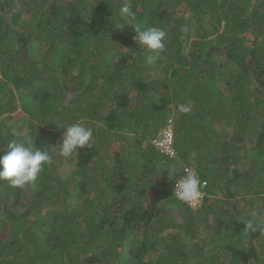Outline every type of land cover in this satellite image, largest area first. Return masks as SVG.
<instances>
[{
	"label": "trees",
	"instance_id": "1",
	"mask_svg": "<svg viewBox=\"0 0 264 264\" xmlns=\"http://www.w3.org/2000/svg\"><path fill=\"white\" fill-rule=\"evenodd\" d=\"M124 3L166 32L155 62ZM98 121L59 155L64 128ZM167 126L173 159L152 143ZM29 136L52 162L0 181V264H264V0H0V147ZM185 169L207 184L195 208L174 195Z\"/></svg>",
	"mask_w": 264,
	"mask_h": 264
},
{
	"label": "clouds",
	"instance_id": "2",
	"mask_svg": "<svg viewBox=\"0 0 264 264\" xmlns=\"http://www.w3.org/2000/svg\"><path fill=\"white\" fill-rule=\"evenodd\" d=\"M119 16L122 21L127 20L137 35L133 38L136 44L143 51L151 53L148 62L153 63L166 51V32L158 27H148L141 29L139 25L132 24L135 20V13L127 3L122 4L119 9ZM179 111L187 113L190 107L180 106ZM62 134L59 142V155L63 158H71L79 150L91 147L93 129L85 127L76 122L69 124ZM175 133L173 126H167L159 136L152 141L154 147L160 154L168 158H175ZM203 132H199L201 136ZM34 140L31 136L23 141L12 140L6 147H0V181H6L10 188L24 189L35 183L44 171L46 165H50L52 157L49 151L41 152L34 147ZM196 153H192L194 159ZM178 169L169 166L166 171L169 178L177 175ZM202 181L199 174L193 169H185V174L181 176L174 185V195L176 200L190 207L200 206L209 195L206 192L207 185L202 189ZM255 214H253V219ZM246 229H253V220L244 222Z\"/></svg>",
	"mask_w": 264,
	"mask_h": 264
},
{
	"label": "rangeland",
	"instance_id": "3",
	"mask_svg": "<svg viewBox=\"0 0 264 264\" xmlns=\"http://www.w3.org/2000/svg\"><path fill=\"white\" fill-rule=\"evenodd\" d=\"M178 13H181L180 11L178 12ZM136 35H134L133 36V38L135 37ZM193 40H194V38H193ZM45 50L46 49H43L42 51L43 52H45ZM119 50H121L120 48H118V51ZM118 51H117V53H118ZM117 53H116V55H113L112 56V59L113 58H115L114 60H119V55H117ZM92 64V62L88 65V66H90ZM141 64V63H140ZM88 66H84V67H88ZM146 66V67H145ZM130 68H137L136 70L137 71H142V72H144L143 74H140V73H137V76L139 77V76H143V77H146V78H148V77H151V76H155V75H157V70H155V71H152V70H150L149 69V67L147 66V65H139V63L138 64H136V66L135 67H130ZM145 68V69H144ZM130 73V75L132 74V72H131V70L129 71ZM129 75V76H130ZM98 101V100H97ZM101 103H97V104H95V108L96 109H99V110H97V111H99V114H103V116L102 117H104V115H106V113L108 112L107 111V107L106 108H104V107H102L101 105H100ZM88 111H90V110H88ZM103 113H102V112ZM12 116H15L16 115V113H14V114H11ZM10 122V124H13V123H15V121H16V119H10L9 120ZM87 124V123H86ZM44 128H46L47 126H43ZM48 128V127H47ZM100 128H105V121H98L97 122V125L95 126V128L93 129V131L95 132V135H97V132H101V130H100ZM2 132H3V134L6 132V129L4 128V130H2ZM103 132V131H102ZM111 135H114V132H112L111 133ZM116 150H118V149H116ZM103 156H107V154L105 153V152H103ZM176 169H178L177 168V166H174ZM220 194L221 193H219L218 195H217V197H219L220 196ZM215 197H216V195H215ZM222 197H223V195H222ZM19 208V207H18ZM19 210L21 211L22 209L21 208H19ZM33 213L34 214H37L38 215V213H36V212H34L33 211ZM31 219H33V217H31ZM235 223L236 222H230V225L232 226V227H234L235 226Z\"/></svg>",
	"mask_w": 264,
	"mask_h": 264
},
{
	"label": "built area",
	"instance_id": "4",
	"mask_svg": "<svg viewBox=\"0 0 264 264\" xmlns=\"http://www.w3.org/2000/svg\"><path fill=\"white\" fill-rule=\"evenodd\" d=\"M206 185H207V184L203 182V183H202V189L205 188Z\"/></svg>",
	"mask_w": 264,
	"mask_h": 264
}]
</instances>
